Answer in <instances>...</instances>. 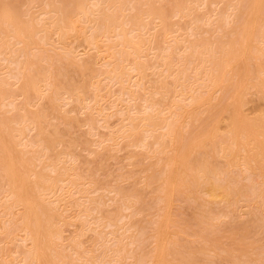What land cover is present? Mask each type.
<instances>
[{
    "label": "bare ground",
    "instance_id": "bare-ground-1",
    "mask_svg": "<svg viewBox=\"0 0 264 264\" xmlns=\"http://www.w3.org/2000/svg\"><path fill=\"white\" fill-rule=\"evenodd\" d=\"M2 1H3L2 2L3 6L0 8V55H2V54L6 55L7 54L8 57L12 58V60L17 61V63L16 62L15 63L18 66V73L15 75L16 79L11 81L8 78L9 76H7V77L3 76V71H2L3 66L0 65V193L3 190H5V191L7 190L8 192H5V193L6 194L8 193V195L6 197L4 194V196L7 199L9 197L12 198V200H10L11 203H9V204L7 203L9 200L6 199L7 202L5 201L1 205L2 201L0 200L1 201L0 205L5 206L4 203H6V205L8 206L7 207L8 209H9V207L11 209L13 207H17V208H19V210L23 206L22 208L25 209V210H23V212L26 215H28V216H24V218L21 217V219L22 218L23 219L22 220L19 219L20 223H18L17 221H14L15 218L11 217L12 211L9 210V212L11 211V215L8 217H10V219L14 222H12V221L10 222L9 218H7L8 219L7 221H9V223L14 224L15 227L13 226V228L15 230L17 229V230H19V232L20 231L25 232V237H24V233L21 232L23 234L22 237H24L23 239H25L24 241H27V239L31 241V243L28 242V244H30V245L27 244L28 246H30L29 248H27L28 250L26 249L23 252V255L25 254V256H24L25 259L22 260V262L19 260L21 264H23L24 262H26V264H40L41 261L43 260L42 258H44V257L41 254V250H40V249L43 250V248H40L39 240L41 238L38 239V234L41 233V235H42L43 232L47 231V235L49 234L48 238L50 237L51 242L55 243L54 245H56L57 239L63 238L62 237V230H63V228H62L63 224L62 223H63V221L61 223L62 225H60V222H61V221H59L60 217L58 218V221H57L58 214H54L53 210H51V209H54V208H51L52 206L49 205L51 203L46 205V203L51 202L52 200L50 201L48 199H45L46 198L45 196L48 194V192H47V194L44 193L45 191H51V192H52V190L55 191L57 188V187L55 188V186H60V185H57V184L55 185V182L53 180L54 178L49 177L50 175L48 176L47 174L42 172L43 170H45L47 168L46 166L52 167L53 168L52 171L57 170L58 167L60 166V165H57L59 161L54 159L56 157L55 155H51V157L55 156L52 158V160H53L52 162H55V161H57V162H55V163L50 162V165H48L49 164L48 163L47 165L45 164L46 166L43 163V165L46 168L43 170L41 169L42 171L40 170V172H35L37 170L36 169V170H33L34 172L29 173L28 171L25 170L26 167H25V169L23 168L24 170L20 171V169H19L20 165H23V163H28V164L33 163L34 159L36 158L34 155L29 156L28 153H30L29 152L30 150L27 148L29 147L30 143L25 142L26 140L25 141L23 140L26 138H23L22 134L25 132V130H29L28 128L38 127L40 129V131H38V132H40V133L37 132L35 134V136H37V137L35 138V140H31V143H33L37 146L40 145V147L43 145V147H45V149H46L45 143H48V145H51V148H52L57 143L56 142L57 138L55 136L60 134L59 133L60 129L57 130L59 127H57L58 124H56V123H58V122H55V124L53 122V124H52V122L50 121L51 125H53V126L56 125V128L52 127L51 129H50L51 125L48 124L50 122H47V124L50 125V127L47 125L48 129H49L48 131H51L53 129L52 131H53L54 137L52 138V136H51V139H49V140L46 139V137L49 136V134H47L48 131H46V134H47V136H46L44 133L45 131H42V130L44 129L43 125L45 124V120H46V118H48L47 116L50 115V114H48L47 110H51V109L55 108L57 106L56 101H58L59 99H62L65 94H69L71 97L76 96L78 100H81L82 93H83V95L85 94L86 97L89 96V98H90L91 92L89 94L87 92L88 90L85 91V88L87 87V85H89V82H87V80L92 79L91 77H93V78L96 77L95 82L91 81L92 82L91 86L95 89L94 96H92L93 94L91 96L94 98H99V96H101V95H99V91L101 90L100 89L101 86L99 87V84L101 82H103V78H109V79L115 80L120 85V91H125L129 95V97L132 98L131 100L141 97V91H139V87L142 90H144V88L146 86V82H151V83H153V86L156 87V90H157L156 93L160 94V97L156 98V94H155V96L153 94L150 95L149 96V104H147L144 108H142V110L139 113H137L138 115L135 114L134 116L131 115L129 117L128 122L125 123L120 128V130L117 131V132L121 133L122 135L117 136V137L121 138L123 136L124 139H126V140H124L122 138L123 141H125V142L127 141V145H131V146H140L142 144L143 146H146V148H147L148 146L150 147V145L152 144V148H153L152 151L154 153V155H152V156L157 158V160L155 162H153V165H157L160 168L157 167V168H159V170L158 171L156 170V172H153L152 174H150V177L152 178L153 181L157 179L155 182H158V180L164 181V183L161 184V186L159 188V190H161L160 192L167 191V189L170 185V181H172L173 176L177 174V172L175 170L176 174H174L172 176V168L171 167L173 165L181 163V165H182L181 167H186L185 169H187L189 171V177L187 174H186L187 175L186 177L183 175L186 178V179L184 178V183H187V181H188L190 186L193 185V187L201 188V189H199L200 193L202 190L204 192H206L209 196H211L210 200L214 199L213 201H216V200L219 201V199H220V200H223V203L226 201V203H224V204H227L228 202H230V199L228 200V198L230 196L232 198V194L234 193V195H235V192L236 193L238 192V188H239L238 185L240 183L238 184V179L235 176L230 175L229 177H226L228 175V172H229V171H227L228 168H225L222 170L221 169L222 163H221V165L220 164L218 165L217 162H214V158L211 159L210 157L206 156L204 150H203L202 156L200 154L202 151H200L199 153L197 152L198 154H196L195 156L192 155L193 154V152H192L191 155L184 157L183 149L191 146L195 142H197L196 145H201V144H204V145L207 144L208 145L207 136H209L210 134L212 135V139H209V140H212L211 142L215 145V147H217L219 149V150L217 149L220 152L219 156L225 160V162H226L225 164H228V166L232 165L233 162L237 161L236 158L239 155L240 144L244 145L243 143H245L249 146L248 149L245 148L247 153L245 156H243L244 157L243 164L245 165V167L248 168V169L246 168L247 171L249 172V170L254 169V165H256L258 162H259V165L261 164V166H262V164H263L262 162H264V145H261L258 141H255L256 139L253 136V132H255L257 135L263 136L262 141L264 142V109L259 114L255 115L251 118L245 116V118L242 120L240 118L239 114H237L238 111L236 109V106L232 103L231 106H229V107H222L221 109H219V112H221V110H222V112L225 111L228 114L227 120L225 123L226 126L225 127L222 126V122L224 123V121L222 120V122H221L220 118H218L216 120V124L214 126H212L214 123L212 122L213 124L211 125L210 120L208 118H203L202 116H203V113L205 111H206V113L204 115H206L208 113V111H210L214 107L209 105L210 102H208L209 103L208 105L213 107V108L210 109L209 106H208V108H204V107L201 108L199 101H201L202 99H201V97L198 96V94L200 92L196 89V85L197 84L203 85L201 87H198V89L199 88L202 89L203 87L210 88L212 86H216V88H217L218 85L221 86V84L225 83L226 86L224 89L222 88V90H221L222 95H221L220 99H228L229 98L230 101H231V99L233 101L235 99V102H236L237 98H241V99L243 98V101L242 100H240V101H241V103L243 102L244 105L246 104V101H247V95L249 94V92L252 89H254L256 92H259L261 94L262 98L264 99V0H93V1L92 0H48L46 2L47 8L40 13V14H45V16H40V14L38 16L34 15V14L30 13V10H28V11L27 10H25V11L21 10L20 5H19L20 0H2ZM34 4H35V2H34ZM90 5H92V6H90ZM175 17H177L178 19L176 18L177 20L176 19L174 20ZM208 23L210 26L207 25ZM176 24H178V25H176ZM87 25H91V27H90L91 30H89L87 35H86V41L88 42V44L91 48L99 49L101 46V43L103 41H104V43H105V41L107 42L105 48H103L105 51L104 55L106 54V57H109V59H107V61H106L107 64L105 63L103 68H100V65L98 67L96 66L98 69L90 66L91 64L93 65V63H91L89 65L85 64L84 62H86V61H84L83 63L80 64L78 61H76L77 58H76V56H74L73 52H71V50H68V53L71 55V57L67 58L65 60H67V62L69 61L70 63H72V65L74 66V70L78 74L79 73L81 75L84 74V77L87 76L88 79L85 77L86 81L84 80L81 83L80 82L81 80L79 81V79L77 78L78 75L74 72L70 73V75L72 74L71 75L72 77L73 76L76 77V75H77V77L72 78L67 73L68 68H67L66 64L64 62H62L61 63V65L63 64L62 67L60 66V67H58V69L57 68L56 69L59 72L58 73L59 75H57V77L58 76L61 77V80L63 79V82L58 83V81H56L54 79L51 80V78H50L51 71L49 73V70L51 67L55 68V65H56V62H54V60H56V58L54 59V56L50 55L47 52L48 48L55 46L51 42V35L53 33H57L59 35L60 39L65 38V37L67 39L69 32L72 31L75 33H79L81 31L82 32L86 31ZM206 25H207V27H206ZM176 26H178V27H176ZM184 35H188L189 37H185ZM253 38H254V41L256 40L259 43H257V44L254 43ZM55 43L57 45V42H55ZM59 45H61V44H59ZM58 49L59 50L61 49L60 46H59V48H57V50ZM63 49H65V48H63ZM59 50H58V52H59ZM178 50H182V51H184V53H180L179 55H177L176 53L178 52ZM65 52H67V51H65ZM95 53L96 52L94 51L93 54H95ZM95 55H97V54H95ZM57 56L59 57V55H57ZM241 57L246 58L245 67L242 65V62L240 61ZM59 58H57V61ZM93 58H94V55H93ZM104 58H105V56H104ZM249 59H250V61H249ZM83 60L84 59H82V61ZM93 60L94 59H91V61H93ZM176 60H177V62H176ZM10 61H11V59H10ZM60 62H61V60H60ZM53 63H54V65H53ZM247 64H248V66H247ZM12 65L13 64L11 63L10 67H12ZM188 65H192V66H188ZM17 66L15 69H17ZM93 66H95V65H93ZM174 66H176L175 70H173ZM157 67H159L160 69L158 70ZM54 68H52V69H54ZM150 69L152 71L153 70L154 71L150 72ZM230 70H231V72H233V74L230 73ZM13 71H14V69H13ZM86 71L88 72V74L90 76L91 75L92 76L89 77V75H86L85 74ZM156 71H159V73H157ZM156 73L159 75L158 78L151 77V75H154ZM191 77H192V79H193V77L195 78L194 80H196L197 84H196V82H194V83L191 82V80H190ZM64 78L66 80H64ZM133 78H135L136 86L138 88V89L134 88L135 90L132 89V87H134V86L129 87V84L125 85V82L127 84L128 79L130 80ZM168 78L170 80H168ZM64 81H65V83L66 82L67 83L63 84ZM135 81H134V83H135ZM244 81L247 82V85L244 88V91H242L243 93H240V90L242 87L240 85L242 82L244 83ZM114 86H116V85H114ZM149 87L148 88L151 90L152 89L151 85ZM89 88L93 90V88H91V87H89ZM203 89H207V88H203ZM196 91H198L199 93H197ZM85 92H87V93H85ZM203 92L200 95H202ZM92 93H93V91H92ZM126 93H125V95H126ZM204 94H206V93H204ZM21 95L24 96L23 98H25V100H24V102L21 101V103L18 104V103H16L15 100H16V98L21 97ZM166 97H171V98L173 97V99L171 100L173 104L171 103L172 106L169 105L168 111H166V107H164V108L158 107V104L160 103V101H162ZM185 98H187L188 100H189V98L191 99V100H189L190 103L187 102L188 103L187 105L190 106V109H191V111H189V113H190L189 115L194 116L193 120H194V122L197 120V124H195V128L192 130L190 138L187 140V142L183 141L186 143L185 144L183 143V145H181V147H179V146H177L178 143H176V140H175L176 139V133L179 130L178 126H177V123H178L177 121H178V119H180L179 117L182 116L187 111V108H189L188 106H185V101L182 100ZM203 98H205V96ZM145 99H148V98L145 97ZM199 99H201V100H199ZM216 100H217V98H216ZM33 101H36L37 103L40 101L41 102L43 101L42 103L41 102L39 103L40 106L37 105L39 108L36 111H34L30 108V107H32L31 104L33 103ZM180 101H183L184 106L187 107L186 109H185V107H183V109H182V107L180 108ZM211 101L214 102L213 98ZM219 101H221V100H219ZM5 102L6 103L8 102L9 103L8 105H10V107L13 105V108H11V110L13 112L11 111V114L9 112L10 110L7 112L10 115H7L5 112V111H7L6 108H4ZM95 102H97V100ZM59 103L60 102L57 103L58 106H60V104H61V103L60 104ZM81 103H82V101H81ZM183 103H182V105H183ZM258 103L260 104V102H258ZM1 104H3L4 107H1L2 106ZM8 105H6V106H8ZM71 105H73V103H71ZM205 105H207V104H205ZM212 105H216V103L212 104ZM58 106H57V109L59 108ZM75 106L77 107V105H75ZM173 106L175 107V109L170 110V107H173ZM218 106L216 105V107H218ZM260 107L258 108V110L261 109ZM3 108L5 109V111H3ZM214 109H217V108H214ZM169 110H170V113L168 114ZM213 110H211V111H213ZM56 112H57V110H56ZM254 112L255 111H253L252 114H254ZM218 113H215V115ZM51 116H53V115H51ZM248 116H250V115L248 114ZM78 117H81V116H78ZM189 117H187V118H189ZM214 117L215 116H213V118ZM216 117H217V115H216ZM92 118H93V113H90V119H89L91 122L90 124L94 123L93 122L94 119H92ZM58 120H56V121H58ZM86 120L88 121V116H87ZM185 121H187V120H185ZM61 122H62V120H61ZM183 125H185V124H183ZM183 125L181 126V128L183 127L186 129V125L185 126H183ZM45 129L47 130L46 127H45ZM161 129H163V131H161ZM52 131H51V133H52ZM60 132H61V130H60ZM99 133H101V132H99ZM116 133H113V134H116ZM3 134L6 136L8 135V137L10 136L9 141H7L5 138H3ZM60 135L62 136L63 133H61ZM118 135H120V134H118ZM179 135H180V133H178L177 138ZM109 136H110V138L115 137V136L111 137V136H113V135H111V133H109ZM202 136H205L206 139L202 140V138H201ZM32 137H33V135H32ZM63 137H65V135ZM110 138L107 137V139H110ZM185 139H187V138H185ZM185 139L183 138L182 140H185ZM67 140H68V138H67ZM112 140L110 139L109 142H111ZM90 141H91V139H90ZM105 141H102L101 143L103 144V143H105ZM120 141L118 140L119 144H120ZM204 141L207 143H204ZM64 144H65V142H64ZM89 144H91V142ZM10 145H12L13 147H16L17 149L20 150V152H21L20 154H22L20 159L16 158L13 155L11 148H10ZM61 145H62V143H61ZM65 145H62V146H64V148H65ZM142 145L140 147H142ZM62 146H60V147H62ZM72 146H74V144H72ZM43 147L40 151H44ZM48 147L50 148V146H48ZM48 147H47V149H48ZM66 147H67V145H66ZM90 147L91 146H89V148ZM173 147L176 150L175 152H177V150L179 149L178 150L179 157H176L175 155H173V153H172ZM201 147H202V145H201ZM16 148H14V149H16ZM91 148H93V147H91ZM121 148H123V147H121ZM142 148H145V147H142ZM198 148H199V146H198ZM50 150H51V152H53V149H49V151ZM217 150H215V151H217ZM40 151H38V153ZM46 151H48V150H46ZM54 153L57 154L56 151ZM61 153H62V151H61ZM218 153L216 155H218ZM58 154H60V152ZM114 154L116 155V153H114ZM35 155L37 156V154H35ZM207 155H209V153ZM43 156H45V154ZM46 157H48V158H46ZM46 157H45V159H49L50 155L48 154V156H46ZM139 159H141V158L139 157L138 160ZM38 160H40L39 161V163H40V162H43L44 158L42 160L39 157V159H37V161ZM141 161L140 162L138 161V162L141 163ZM60 162H61V160H60ZM134 162H137V160ZM39 163L36 164V168H37V165H39ZM63 164H65V163H63ZM67 164H69V163H67ZM236 164H237V162H236ZM236 164H234V165H236ZM243 164H241V167H243ZM164 165H166V167ZM223 165H224V163H223ZM234 165H232V166H234ZM237 165L239 166V164H237ZM32 166H34V165H32ZM69 166H71V164ZM69 166H68V168H69ZM78 166H76V168H79ZM224 167H225V165H224ZM224 167H222V168H224ZM31 168H29V169H31ZM38 168H40V167H38ZM71 168L74 169L75 166L71 167ZM239 168L236 169V170H238V172H239ZM48 169L51 171L50 168H47V171H48ZM62 169H64V168H62ZM131 171H133V170H130V173H131ZM134 171H135V173L138 172V171L136 172V169ZM232 171H233V169H232ZM256 171H258L257 168H256ZM184 172H186V170ZM258 172H261V171H258ZM53 173H55V172H53ZM64 173L66 174V172L63 171V174ZM249 173L252 175L251 172H249ZM244 174H246V173L244 172ZM60 175L61 174H59V175L57 174V176L59 178H60ZM70 175H71V173H70ZM133 175H135V174L133 173ZM251 175H248V176L244 175V176H245V178L247 177L246 180H248V179L252 180V177L249 178ZM76 177H77V175L75 176V178ZM87 177H88V175H87ZM31 178H33V180L36 181L37 185L36 186L34 185L35 187H37L36 189H38L39 191H43L42 193L45 194V196H44L42 193H40V194H42V197L43 196L45 197L44 201L48 200V202H46V203L44 202L45 203L44 205L41 204L44 207V208H42L40 206L41 210L42 209L43 210L44 209L49 210V211L51 210V212L46 213V212H43V210L41 211L38 207H35V205L37 203H35V205H34V202H36V201H34L32 203L30 200H27L23 196V194H25L26 190L24 191L25 186H22V185L29 184L26 182ZM67 178H69V177H67ZM175 178H173V179H175ZM179 178H181V177H179ZM253 179L255 180V178H253ZM66 180H61V182L66 181ZM56 181H57V177H56ZM58 181H60V180H58ZM71 181H73V179ZM135 181H134L135 182L134 186L136 185L137 181H140V180L136 179ZM180 181L182 182L183 180L180 179ZM68 182H70V180ZM151 182L148 180V183H151ZM172 182L174 185L175 181L173 180ZM242 182H243V180H242ZM67 183H65V185ZM71 183H69V184H71ZM262 183H261V185H262ZM181 184L182 183H180V185ZM30 185H32L31 182H30ZM30 185H29V187H33ZM80 185H81V183H80ZM120 185H122V184H120ZM125 185H124V187H125ZM148 185H150V184H148ZM182 185L184 186V184H182ZM75 186H76V184H75ZM246 186L247 185H245V187ZM250 186H251L250 187L251 189L248 187V191H246V193L249 192L248 193L249 195H250V193H251V195L253 194V197H256L254 195L257 194L260 196V198H262V201H263L264 200V188H262V187L257 188V186L254 187L255 185L253 186L252 184ZM119 187L120 186L118 185V188ZM143 187H144V185H143ZM173 187H175V186H173ZM60 188L63 190V186ZM121 188L122 187H120V189L117 190L119 193L123 192V191H121ZM183 188H184V190H186L185 188H187V187L184 186ZM32 189H34V187ZM134 189H135V191L132 190L130 186H129V188H127V186H126V190L123 189V190H125V193L123 195H125V197L130 195L129 197L131 198V200L134 198L139 199L140 195L138 194V189L136 190V187ZM173 189H171V190H173ZM243 189L241 188L240 191L243 192ZM188 190H190V189H188ZM128 191H131V192H128ZM32 192H34V190ZM51 192L49 194L52 196V193L54 194L55 192H52V193ZM143 192L140 194L143 195ZM152 192H153V190H152ZM27 193H26V196H28V194L31 192H29L28 194ZM203 193H201V194H203ZM206 193H204L203 195L206 196ZM40 194L39 195L37 194V196L40 197L41 196ZM57 194L56 195L54 194L55 196L53 195L54 200H57V198H59L58 197L59 195L57 196ZM147 194L148 193L146 190V193L144 195L146 196ZM248 194H247V196H248ZM62 195H63V193L61 194V196ZM72 195H74V194H72ZM72 195H70V196H72ZM243 195H241V198H244ZM56 196H57V198L55 199ZM42 197H41V199H43ZM68 197H69V195H68ZM249 197H251L250 200H252V201L255 200V198L252 199V196H248V199H249ZM86 198H87V200L90 199L89 196H87ZM161 198H163V197H161ZM120 199L122 200V197ZM135 199H134V201H135ZM156 199H158V198H156ZM167 199H169V198H167ZM54 200L52 202H54V204L57 205L60 201L65 202L67 199L65 198L64 200L63 199H61L59 201L57 200L58 203H55L57 201H54ZM158 200L161 201L160 199H158ZM158 200L155 203H158ZM243 200H246V199H243ZM250 200H248V201H250ZM258 200L260 201V203L258 201H256V202L261 204V200L259 199V197H258ZM77 201L79 202L78 199H77ZM126 201L130 202V200H128V198ZM205 201L208 202L207 200H205ZM239 201H240V199H239ZM248 201H247V203H249ZM41 202H42V200H41ZM135 202H137V201H135ZM170 202H171V200H170ZM134 203H131V205H133ZM152 203H154V202L152 201ZM193 203H196L197 206L200 205V203H198L197 201H195ZM217 203H215V204L217 205ZM54 204H53V206H54ZM124 204H126V203H124ZM148 204H149V202H148ZM209 204H210V202L208 203V205ZM228 204L231 205V203H228ZM74 205H76V204H74ZM203 205L204 204H202L200 206L203 207ZM208 205H206L207 208H208ZM248 205H250V204H248ZM257 205L258 204H256V206ZM124 206L126 208H130V207H127V205H124ZM168 206L169 205H167V207ZM142 207H144V205ZM150 207H147V208L149 209ZM210 207H209V209H210ZM258 207L259 206L254 207V208H257V214H255V215H257L256 216L257 219H260L261 217L259 216V214L261 212L258 214V212H259ZM261 207H262V204H261ZM263 207H264V205H263ZM17 208H14V209H17ZM262 208H260L259 210H261ZM4 209L6 210V208H4ZM59 209L60 208H56L57 211ZM205 209H206V207H205ZM56 210H55V213H57ZM140 210L143 211L142 209H140ZM197 210H198V208H197ZM16 211L17 210H15V212ZM20 211H22V210H20ZM206 211H207V209H206ZM206 211H204V212H206ZM261 211H264V210H261ZM15 212L13 214L14 216L16 215ZM64 212H66V211H64ZM218 212H217V214H218ZM0 214H2V212ZM211 214H213V212ZM8 215H9V213H8ZM56 215H57V217H56ZM62 215L60 214L61 217H63ZM205 215H207V217H209L208 215H210V214L206 213ZM219 215H221V214H219ZM64 216H65V214H64ZM5 217H3V218L6 219ZM186 217H184V218H186ZM187 218H189V217H187ZM209 218L211 219L212 216ZM263 218H262V220H260L259 224H257V221H255V219L253 220L256 222L257 227L261 228L262 230H264ZM111 221H113V220H111ZM200 221H203V220H200ZM253 221H252V223H253ZM148 222L149 221H147L146 226L150 225V224H152V225L155 224L156 226H161L159 222H156V223H148ZM5 223L7 224L8 222H5ZM209 223H211V222H209ZM221 223H223V222H221ZM108 224H110V223H108ZM111 225H114V224H111ZM132 225L136 226L135 224H132ZM155 225L153 227H156ZM208 225L210 227V228L209 227L208 228L212 229L211 227L213 225L212 224H208ZM210 225H212V226H210ZM251 225H253V224H251ZM251 225H250V227H251ZM223 226L225 227V225H221V227H223ZM6 227H8V226H6ZM11 227L12 226H10V228L8 227L10 230L6 231L7 233H9L8 236L11 235V232L13 231V228L11 229ZM147 227H150V226H147ZM205 228H207L206 225H205ZM149 229H146V230L149 231ZM141 230H143V229H141ZM19 232L16 234H20ZM145 233H147V232L144 231L141 234V236L138 233L139 235L137 234L138 236H136L137 240L143 239L141 237L143 236V234L145 236ZM0 234H2V233H0ZM3 234H4V232H3ZM15 236L13 235L14 239L16 237H18L19 235L16 237ZM138 237H140V238H138ZM5 238L7 239L8 237H5ZM132 239L133 238H131V240L128 241L129 246H130V243L132 242ZM254 239H256V238L254 237ZM256 240H258V238ZM259 240L262 241V239H259ZM2 241H4V239H2L1 242ZM63 241H65V240H63ZM122 241H124V240H122ZM16 242L18 243L19 241H16ZM16 242H15V244L17 245ZM135 242H136V240H135ZM138 242H139L138 246L139 247L141 246V248H142L144 243H141L140 241H138ZM142 242H144V240ZM79 243H80V241L78 242V244ZM115 243H117V242H115ZM140 243L142 245H140ZM163 243H165V242H163ZM15 244H14V246H15ZM57 244H59V243H57ZM72 244H73V242H72ZM175 244L176 245L178 244V246H179L180 243L175 242ZM18 245L20 246V243ZM54 245H52V246L50 245L52 247V249H51L52 251H50V249H49L50 252L48 254L52 253L54 250L53 256L58 258V261L61 260V262H63L62 261V259L64 258L63 252L66 253V251H68L69 249H65V250L63 249V252H62V250L60 249L62 247L61 244H60L61 246H59V248L58 247L55 248ZM80 245L82 246V244H80ZM131 245H133V244H131ZM50 246H49V244H45L42 247L49 248ZM138 246H136V248H134V250L137 249ZM163 246H164V244L162 245V248H163ZM182 246H184V245H182ZM182 246L180 247L181 250L180 249L176 250V248H174L176 250L175 253L174 252H171V253L172 254L174 253L175 255H172L169 252L171 254V256H177L178 259L184 260L186 264H198L201 261V260L200 261L198 260L199 262L197 261V259H199L198 255H197V259H196V254L197 253L199 254V251H200L198 248L197 249L199 251L195 249L198 252L194 255V253H192V252H188V251L183 252ZM21 247H22V245H21ZM23 247H25V246H23ZM68 247L69 246H67V248ZM115 247H116V245H115ZM173 247L174 246L172 245L171 248L173 249ZM186 247H188L187 243H186ZM190 247L191 246H189V248ZM19 248L17 246V249H16L17 252L19 251ZM25 248H23V250ZM141 248H138V249H141ZM0 249L2 252L3 248L0 247ZM183 249L185 250V248H183ZM8 250H10V249H8ZM72 250H74V249L71 248V251ZM124 250H125V248H124ZM124 250L121 247V249H119L118 251L123 252ZM134 250H133V252H135V253L138 251V250L137 251H134ZM192 250H194V249L192 248ZM205 250L206 249H204V252H205ZM20 251H21V249H20ZM130 251H131V249H130ZM9 252H11V251H9ZM86 252H89V251H86ZM121 252H120V254H121ZM129 252H127V253H129ZM94 253L96 254L95 251L93 252V254ZM107 253H106V255H107ZM147 253H148L147 251L144 253L140 252V255L143 254L142 256H144V254H145L147 257L149 255V258H151L150 256H152L153 252H150V254L148 253V255H147ZM201 253H203V252H201ZM263 253H262V255H264ZM6 254H7V252H6ZM18 254L19 253L15 254V255L17 256ZM43 254H44V252H43ZM45 254H46V252H45ZM73 254H75V252ZM76 254H78V253H76ZM117 254L118 253H116L115 255H117ZM129 254H131V252ZM70 255H68V258ZM106 255L104 257H106ZM259 255H261V254H259ZM97 256H100V254H96V257ZM117 256H119V255H117ZM142 256H139L141 258H138L137 262L139 264H146L145 261L147 259L142 258ZM146 256H144V257H146ZM50 257H52V256H50ZM70 257H72V256H70ZM133 257H134V255H133ZM235 257L237 258V256H235ZM235 257H233L234 261L231 262L232 264H240V262L241 263L245 262V264H248L249 263L248 261H250L248 259L246 261L241 260L240 262H237V259ZM126 258L128 259L129 257H126ZM72 259H73V257H72ZM75 259H77V258H75ZM104 259H106V258H104ZM45 260H47V259L45 258ZM98 260H96V263L98 262ZM115 260H113V261H115ZM10 261L15 263V260L14 261L10 260ZM81 261H82V259H81ZM120 261H122V260H120ZM44 262H46V261H44ZM68 262L69 263L71 262L70 264H72V261L69 260ZM100 262H101V260H100ZM106 262H107V260H106ZM116 262L118 263V261H116ZM155 262L156 261H154V263ZM208 262H210V261H208ZM14 263H12V264H14ZM51 263L53 264L54 262H51ZM120 263L122 264V262H120ZM47 264H50V263H47ZM55 264H57V263H55ZM65 264H66V262H65ZM84 264H88V263H86V261H85ZM101 264H102V262H101ZM148 264H149V262H148ZM216 264H218V263H216ZM250 264H251V262H250Z\"/></svg>",
    "mask_w": 264,
    "mask_h": 264
},
{
    "label": "rangeland",
    "instance_id": "rangeland-1",
    "mask_svg": "<svg viewBox=\"0 0 264 264\" xmlns=\"http://www.w3.org/2000/svg\"><path fill=\"white\" fill-rule=\"evenodd\" d=\"M47 1L48 0H20L19 5H20L21 10H23V11L30 10V13L38 16L42 11H44L47 8V5H46ZM2 2L3 1L0 0V8L3 6ZM34 2H35V4H34ZM90 6H92V5H90ZM40 16H45V14H40ZM176 18L177 17H175L174 20ZM176 25H178V24H176ZM207 25L210 26L209 23ZM207 25H206V27H207ZM90 27H91V25H87L86 31H83V32L81 31L79 33H75L72 31L69 32L67 39H66V37L60 39V37L57 33H53L51 35V42L55 46L48 48L47 52L50 55L54 56V59L56 58V60H54V62H56L55 68L51 67L49 70V73L51 71V73H50L51 80L54 79V80L58 81V83L63 82V79L61 80V77H59V76L57 77V75H59L58 74L59 72L57 69L60 66L62 67V65H63V64L61 65L62 62H64L67 66V68H68L67 73L69 76L72 75V74L70 75V73H72V72L76 73L78 75V77L76 74L75 75L79 79V81L81 80L80 81L81 83L87 78V76H85L86 78L84 77V74L83 75H81L80 73L78 74L74 70V66L72 65V63H70L69 61L67 62V60H65V59L71 57V55L68 53V50H71V52H73L74 56H76V58H77V59L75 58L76 61H78L80 64L83 63L84 61H86L84 63L88 64V65L93 63V65H95V66H93L92 64L90 66H92L94 68H97L99 65H100V68H103L107 59H109V57H106V54L104 55L105 51L103 49V48H105L107 42L105 41V43H104V41H103L101 43L102 47L100 46V48H99L100 50L97 48H91L89 46L88 42L86 41V35H87L88 31L91 30ZM176 27H178V26H176ZM184 36L189 37L188 35H184ZM55 42H57V45ZM253 42L256 44L259 43L256 40L254 41V38H253ZM59 44H61V45H59ZM59 46L61 48L60 49L61 51L58 49L59 50V52H58L57 48H59ZM63 48H65V49H63ZM65 51H67V52H65ZM94 51L96 52L95 54H97V55L93 54ZM180 53H184V51L178 50V52L176 54L179 55ZM57 55H59L60 58ZM93 55H94V58H93ZM104 56H105V58H104ZM57 58H59L58 61H57ZM10 59H11V61H10ZM82 59H84V60L82 61ZM91 59H94V60L91 61ZM60 60H61V62H60ZM240 61L242 62V65L245 67L246 58L241 57ZM249 61H250V59H249ZM15 62L17 63V61L12 60L11 57H8L7 54L6 55L5 54L0 55V65L3 66L2 67L3 76L4 77L9 76L8 78L11 81L16 79L15 75L18 73V66L16 65ZM176 62H177V60H176ZM11 63L13 64L12 67H10ZM53 65H54V63H53ZM16 66H17V69H15ZM188 66H192V65H188ZM247 66H248V64H247ZM52 68H54V69H52ZM175 68H176V66H174L173 70H175ZM13 69H14V71H13ZM157 69L159 70L160 68L157 67ZM153 71L150 69V72H153ZM86 72H85V74L89 75L88 72L87 73ZM156 72L159 73V71H156ZM157 73L154 75H151V77L158 78L159 75ZM230 73L233 74V72H231V70H230ZM91 76L89 75V77H91ZM73 77H75V76H73ZM91 78L92 79L87 80V82H89V85H87V87L85 88V91L88 90L87 92L89 94L91 92L90 98L88 96L89 94L87 95L88 97H86L85 94L83 95V93H82L81 100H78L76 96L71 97L69 94H65L62 99H59L58 101H56L57 103L58 102L61 103V104L59 103L60 106H58V104L56 103V105L59 107L58 109L56 106L55 108H53L51 110H47L48 114H50L49 115L50 117L49 116H47V117L50 120L48 118H46L45 124L44 125L42 124L44 126L43 127L44 129L42 131H45L44 133L46 136H47V134H49V136H50V137L47 136L46 139L49 140V139H51V136H52V138L54 137L53 131H52L53 129L51 130L52 133H51V131H48L49 130L48 126L50 127L51 122H52V124H53V122H54V124H55V122H58V123H56V124H58L57 127H59L57 130L60 129L61 132L59 130V133L60 134L63 133L62 136L60 134H58L59 136L58 135L55 136L57 138V141H56L57 143L54 146L52 145L53 146L52 148H51V145H48V143H45L46 149H45V147H43V145L40 147V145L37 146V145L31 143V140H35V138L37 137V136H35V134L38 131H40V129L38 127L28 128L29 130H25V132H24L25 134L24 133L22 134L23 138H26L23 140L24 141L26 140L25 142L30 143L29 147L27 148L30 150L29 151L30 153H28L29 156L34 155L37 159H39V157H40L42 160L44 158V160H43V162L39 163L40 160L37 161V159L35 158L34 159L35 163L34 162L29 163V164L23 163V165L19 166L20 171L24 170L25 167H26L25 170L28 171L29 173L34 172L33 170H36V169L37 170L35 172H40L41 169L43 170L46 167L50 168L52 171L53 168L46 166V165L48 163H49L48 165H50V162L53 161L52 158L55 156L56 157L54 159L59 161L57 165H60L62 168H64V169H62L59 166L57 170H54L52 172L49 169L47 171V168L45 170H43V171L41 170V171L44 172L45 174H47L48 176L50 175L49 177L54 178L53 180L55 182V185L56 184L60 185V186H55V188L56 187L57 188L55 191L52 190V192H55L54 193L55 195L58 193L57 196L59 195L58 197L60 199L57 198V196L55 197V199L57 198L58 201L61 199L64 200L66 198L67 200L65 202L60 201L58 203L57 200H54V198H53L54 194L51 191H45L44 192L45 194H47V192H48V194H47L48 196L47 195L45 196V194L42 193L43 191H39L38 189H36L37 187H35V186L37 184H36V181L33 180V178H34L33 176H32L33 178L28 180L29 182L28 181L26 182L29 184L22 185V186H25L24 191L26 190L28 193L31 192L28 194L25 191V194H23V196L27 200H30L32 203L34 201H36V202H34V205H35V203H37L35 205V207H38L41 210V207L44 208L43 205L46 202H48V200H50V201L54 200V201H57L55 203H58L57 204L58 206L55 205L54 202H52V201L46 203V205L51 203L52 205L49 204L50 206H52L51 208H54L55 210H56V208L61 209V210L59 209L60 211L56 210L57 213H55L54 209H51V210H53L54 214H58V217L56 215L57 221H58V218L60 217L59 218V221H61L60 225H62V224L64 225V226L62 225V228H63L62 237L63 238L61 237L62 239H57V243H59V244L56 243V245H54L55 243L51 242L50 237L48 238L49 234L47 235V231L43 232L42 235H41V233L38 234V239L41 238L39 240L40 248H43V250L40 249L41 254L44 257V258H42L43 260L41 261L40 264H47V263L52 264L51 262H54L53 264H55V263L65 264V262H66V264H70L71 262L69 263L68 262L69 260L72 261V264H74L75 262H76L75 264H81L83 261L84 262L82 264H84L85 261L88 264H101V262H102V264H121L120 262H122V264H125V263L126 264H136V263L139 264L137 262L138 258H141L139 256L143 255V254L140 255V252L144 253L146 251L149 254H150V252H153L152 256H150L151 258H149L148 253H147L148 257L145 255L146 253L144 254V256H146V257L142 256V258L147 259V260L145 259L146 264H148V262H149V264H169V263L170 264H172V263L173 264H186L184 260L178 259L177 256H171V254H172L171 252L175 253L176 250H179V249L181 250L180 247L182 245H184V246H182L183 252L188 251V252L194 253V255H195L200 250L199 254L198 253L196 254V259H197V255L199 258V259H197V261L201 260L200 262L198 261L199 262L198 264H216V263H218V264H221V263L222 264L223 263L224 264H232L231 262L234 261L233 257H235V256H237V258L235 257L237 259V262H240L241 260L246 261L249 259L250 261H248L249 262L248 264H250V262H251V264H264V255H262V253L264 252V230L257 227L256 222H255V221H257V224H259L260 220H262V218L264 217V211H261V210H264V207H263L264 200L262 201V198H260V196L257 194L254 195L257 197L256 198V197H253V194L251 195V193H250V195H249L248 194L249 192L246 193V191H248V187L249 188L251 187L250 186L251 184L253 186L255 185L254 187L257 186V188H259V187L264 188V166H263L264 162H262L263 163L262 166H261V164L259 165V162L257 163L259 166L257 164L254 165V169L249 170V172L252 173V175H251L247 171L248 168L245 167V165L243 164V161H244L243 156H245L247 153L245 148H247V149L249 148V146L247 144L243 143L244 145L240 144L239 155L236 158L237 161L232 163V165H234L237 162V164H239V166L237 164L234 166H232V165L228 166V164H225L226 163L225 160L219 156V154H220V152L218 151L219 149L217 147H215V145L211 142L212 140H209V139H212V135L210 134L209 136H207L208 145L207 144H205V145L201 144L202 145V147H201V145H196L197 142H195L191 146L183 149L184 157L191 155L192 152H193L192 155L195 156L200 151H202L200 153L202 156L203 150H204L206 156L210 157L211 159L214 158V162H217L218 165L219 164L221 165V163H222V165H221L222 170L225 168H228L227 171H229V172H228V175L226 177H229L230 175L235 176L238 179V184L240 183L238 185V187H239L238 192H237L238 194L235 192L236 196L233 193L232 198H231V196L228 198V200L230 199V202H228V201L227 202L231 203V205L228 203L224 204V203H226L225 200H224L225 201L224 203H223V200H220V199H219L220 202L216 200L218 203L216 201H213L214 199L210 200L211 196H209L206 192H204L202 190L204 193H206V196L203 195L204 193L202 191H201V193H203V194L200 193L199 189H201V188L193 187V185L190 186L188 181H187V183H184V178L187 175L189 177V171L187 169H185L186 167H181L182 166L181 163H178V164L173 165L171 167L172 168V176L174 174H176V172H177V174L174 175L173 178H175L176 176L178 177V178L176 177L175 179L172 178V181L173 180L175 181L174 185H173V182L170 181V185H169L167 191L160 192L161 190H159V188H160L161 184L164 183V181L158 180V182H155L157 179L153 181L152 178L150 177V174H152L153 172H156V170L158 171L160 168L157 165H153V162H155L157 160V158L152 156V155H154V153L152 151L153 150L152 144L150 145V147L149 146L147 147L148 149L146 148V146H143L142 144H141L142 147H145V148L140 147L141 145L140 146H131V145H127V141L126 142L123 141V139H124L123 136L121 138L117 137V136L122 135L121 133H119L117 131L120 130V128L125 123L128 122L129 117L131 115L134 116L135 114L139 113L142 110V108H144L147 104H149V96L150 95L153 94L155 96V94H156V98L160 97V94L156 93V91H157L156 87L153 86V83L146 82V86H145L144 90H142L139 87V91H141V97L131 100L132 98L129 97V95L125 91H120V85L115 80H112L109 78H103V82L100 83L101 85L99 84V87L101 86V88H100L101 90L99 89L100 90L99 95H101V96H99V98H94L92 96H94V94H95V92H94L95 89L91 86V84H92V82L96 81V77H94V78L91 77ZM194 79H195L194 77H193V79H192V77L190 78L192 83L196 82V80H194ZM64 80H66V79L64 78ZM168 80H170V79L168 78ZM134 81H135V78L130 79V80L128 79L127 84L125 82V85L129 84V87L134 86V87H132V89H134V88L138 89L136 86V81H135V83H134ZM66 83L64 81L63 84H66ZM196 84H197V82H196ZM114 85H116V86H114ZM150 85L152 88L151 90L149 89ZM197 85H196V89L200 93L198 91H196V92L199 93L198 96L201 97V99H202V100L199 99V100H201V101H199L201 108H203V107L208 108L209 105L213 106L214 108H217V109H214L213 107L209 106L210 109L213 108L214 110L211 109L213 111L210 110L211 112L208 111V113L206 115H204L206 113V111H205L203 113V116H202L203 118H208L210 120L211 125L214 123L212 126H214L216 124V120L218 118L221 119V122H222V120L224 121V123L222 122V126L223 127L226 126L225 123H226L228 114L225 111L222 112V110H221V112H219V109H221L222 107H229V106H231L232 103L236 106V109L238 111L237 114H239V116L242 120L245 118V116L251 118V117L259 114L264 109V105H263L264 99L262 98L261 94L259 92H256L254 89H252L249 92V94L247 95V101H246V104L244 105V103L243 102L241 103V101H240V100L243 101V98L242 99L237 98L236 102H235V99H234V101L232 99L230 101L229 98L228 99H220V97L222 95L221 90H222V88L224 89L226 86L225 83L221 84V86L218 85L217 88H216V86H212L210 88L203 87V88H207V89H203V88L198 89V87H201L203 85H200V84H197ZM246 85H247L246 81H244V83L243 82L241 83L240 86H242V87H241L240 93H243L242 91H244V88L246 87ZM89 87L93 88V90L90 89ZM146 87L147 88L149 87V88L147 89ZM92 91H93V93H92ZM201 91L202 92L204 91L203 94L204 93H206V94L200 95L202 93ZM87 92H85V93H87ZM125 93H126V95H125ZM204 96H205V98H203ZM23 97L24 96L21 95V97L16 98V100H15L16 103L19 104V103H21V101L24 102L25 98H23ZM145 97H147L148 99H145ZM212 98H213L214 102L211 101ZM216 98H217V100H216ZM172 99H173V97L172 98L166 97L165 99L160 101V103L158 104V107L159 108L160 107H162V108L166 107V111H168L169 105L172 106V104H173L171 101ZM96 100H97V102H95ZM182 100L185 101V106H188L187 102L190 103L189 100H191V99L189 98V100H188L187 98H185ZM219 100H221V101H219ZM81 101H82V103H81ZM40 102L37 103L36 101H33V103L31 104L32 107H30V108L32 110L36 111L39 108L37 105H39ZM208 102H210V104ZM258 102H260V104L262 102L263 103L260 105ZM71 103H73V105H71ZM182 103H183V101H180V108L182 107V109H183V107H185V106H184V103H183V105H182ZM204 103L207 105H205ZM215 103L217 106L219 105L218 106L219 108L216 107V105H212ZM8 104H9L8 102L7 103L5 102V104H4L5 107L3 106V104H1L2 105L1 107L6 108L7 111H5L4 108H3V111H5L7 115H10L11 111H12L11 108H13V105L11 104L12 106L10 107V105H8ZM74 104L77 105V107ZM6 105H8V106H6ZM188 107L189 108L185 107V109L187 108V111L182 116H180L179 117L180 119H178V121H177L178 122L177 126H178L179 130L176 133V139L175 140H176V143H178L177 146H179V147H181V145H183V143L185 144L187 142V140L190 138L192 130L195 128V124H197V120L195 119L196 120L195 122L193 120L194 116L191 115L192 116L191 117L189 115L190 114L189 111H191V109H190V106H188ZM259 107L261 108V109H259L260 111L258 110ZM173 109H175L174 106L170 107V110H173ZM56 110H57V112H56ZM170 110H169L168 114L170 113ZM8 111L10 112V114L7 113ZM253 111H255L254 114H252ZM90 113H93L92 119H94V121H93L94 123H92V124H90L91 122L89 120L90 119ZM215 113H218V114H216L217 117H216ZM248 114L250 116H248ZM51 115H53V116H51ZM78 116H81V117H78ZM87 116H88V121L86 120ZM213 116H215V117L213 118ZM187 117H189V118H187ZM58 119L59 120L61 119L62 122H61V120L59 121ZM56 120H58V121H56ZM185 120H187L188 122ZM47 122H50V123H48L50 125H48ZM183 124L186 125V129L183 127L181 128V126ZM185 125H183V126H185ZM45 127L47 128V130L45 129ZM52 127L56 128V125L55 126L51 125L50 129ZM180 129L181 130L183 129V130L181 131ZM102 130L103 131L105 130V131L103 132ZM46 131H48L47 134H46ZM161 131H163V129H161ZM99 132H101V133H99ZM38 133H40V132H38ZM109 133H111V135H113L111 137H114V136L115 137L110 138ZM113 133H116V134H113ZM178 133H180V135L177 138ZM118 134H120V135H118ZM32 135H33V137H32ZM64 135H65V137H63ZM253 136L256 139L255 141H258L261 145H264V142L262 141L263 136L257 135L255 132H253ZM107 137L110 138L111 140L113 139L114 141L112 140L111 142H109L110 139H107ZM3 138H5L7 141H9L10 136L8 137V135L6 136L3 134ZM67 138H68V140H67ZM183 138L184 139L187 138V139L182 140ZM201 138H202V140L206 139L205 136H202ZM90 139H91V141H90ZM88 140L91 142V144H89L90 142ZM118 140L119 141L121 140L120 144H119ZM124 140H126V139H124ZM102 141H105V143L102 144L101 143ZM183 141H186V142H183ZM64 142L67 145V147L64 144ZM207 142L204 141V143H207ZM61 143H62V145H65V148H64V146L61 145ZM71 143L74 144V146H72ZM88 145L93 147V148H91V147L89 148ZM48 146H50V148ZM60 146H62V147H60ZM198 146H199V148H198ZM42 147L44 148V151H40L42 149ZM47 147H48V149H47ZM121 147H123V148H121ZM10 148H11L13 155L16 158L20 159L22 156V154H20L21 153L20 150L17 149L16 147H13L12 145H10ZM14 148H16V149H14ZM49 149H53V152H51V150L49 151ZM46 150H48V151H46ZM178 150H177V152H175L176 150L173 147L172 153L176 157H179ZM215 150H217L219 153ZM38 151H40V152L38 153ZM55 151L57 154L54 153ZM61 151H62V153H61ZM59 152H60V154H58ZM216 152L218 153V155H216L217 154ZM114 153H116V155ZM208 153H209V155H207ZM35 154H37V156ZM44 154H45V156H43ZM48 154L50 155V157H49L50 160L45 159V157L48 156ZM51 155H55V156L51 157ZM139 157L141 159L138 160ZM46 158H48V157H46ZM60 160H61V162H60ZM136 160H137V162H134ZM57 161H55V162H57ZM138 161L139 162L141 161V163H139ZM55 162H52V163H55ZM37 163H39V165H37V168H36ZM43 163H44V165L46 164L45 165L46 167L43 165ZM63 163H65V164H63ZM67 163H69V164H67ZM223 163H224L225 167H224ZM70 164H71V166H69ZM241 164H243V167H241ZM32 165H34V166H32ZM67 165L69 166L70 169L68 168ZM74 166H75V168L72 169L71 167H74ZM76 166H78L79 168H76ZM164 166L166 167V165H164ZM38 167H40V168H38ZM157 167H159V168H157ZM222 167H224V168H222ZM29 168H31V169H29ZM237 168H239L240 173L238 172V170H236ZM256 168L258 171H261V172L256 171ZM135 169H136V172L138 171L137 173H135V171H134ZM232 169H233V171H232ZM130 170H133V171H131V173H130ZM175 170H176V172H175ZM185 170H186V172H184ZM63 171L66 172V174L65 173L63 174ZM53 172H55V173H53ZM244 172L246 174H244ZM70 173H71V175H70ZM74 173L75 174L77 173L76 178H75L76 175ZM133 173L135 175H133ZM57 174L58 175L61 174L60 178L57 176ZM87 175H88V177H87ZM244 175H247V176L251 175L249 178L252 177V180L251 179L250 180L248 179L249 181L246 180L247 177L245 178ZM56 177H57V181H56ZM67 177H69V178L71 177V178L69 179ZM179 177H181V178H179ZM253 178H255V180ZM66 179L68 181L70 180V182H68ZM72 179H73V181H71ZM136 179L140 180V181H137L136 185L134 186ZM180 179L183 181L181 182ZM58 180H60V181H58ZM61 180H66L68 183L66 181L61 182ZM148 180L150 182L152 181L151 182L152 184L148 183ZM242 180H243V182H242ZM30 182L32 185H30ZM79 182L81 183V185ZM65 183H67V184L65 185ZM69 183H71V184H69ZM147 183L150 185H148ZM180 183L184 184V186L190 190H188L187 188H185L187 191L184 190V188H183L184 186L182 184L180 185ZM261 183L263 186L261 185ZM75 184H76V186H75ZM120 184H122V185H120ZM29 185L33 186L34 189H32L33 187H29ZM118 185L125 190H126V186H127V188H129V186H130L131 189L134 191H135L134 188L136 187V190L138 189V194L140 195L139 199L134 198L135 201H137V202H135L134 199L131 200V198L129 197L130 195L126 196L128 198V200H130V202L126 201L127 198L125 197V195H123L125 193V190H123L121 188V191H123V192L119 193L117 191L118 189H120V187L118 188ZM124 185H125V187H124ZM143 185H144V187H143ZM245 185H247V186L245 187ZM62 186H63V190L60 188ZM173 186H175V187H173ZM241 188L242 189L244 188L243 192L240 191ZM145 189L147 190V193H148L146 196L144 195L146 193ZM171 189H173V190H171ZM33 190H34V192H32ZM152 190H153V192H152ZM131 191H128V192H131ZM5 192H8V191L3 190L1 192L3 195L0 193V198H1L0 200L2 201L1 205L5 201L7 202V200H9V201L12 200V198H10L9 196H8L9 197L8 199L6 198L8 193L6 194ZM50 192L52 193V196L49 194ZM142 192H143V195L140 194ZM26 193L28 194V196H26ZM40 193H42L46 198L44 196L42 197V194H40ZM62 193H63V195H62L63 197L61 196ZM4 194L6 197L4 196ZM37 194L38 195L40 194L41 196L38 197ZM72 194H74V195H72ZM240 194L241 195L244 194L243 195L244 198H241ZM247 194H248V196H252V199L255 198V200L254 201L250 200L251 197H249V199H248ZM68 195H69V197H68ZM70 195H72V196H70ZM87 196H89L90 199L87 200V198H86ZM41 197L43 199H41ZM121 197H122V200L120 199ZM161 197H163V198H161ZM258 197L261 200V204H262L263 208L261 207V204H259L260 201L258 200ZM44 198L48 199V200L44 201L45 200ZM76 198L79 200V202L77 201ZM156 198L160 199L161 201H159ZM167 198H169V199H167ZM239 199H240V201H239ZM243 199H246V200H243ZM41 200H42V202H41ZM151 200L154 203H152ZM157 200H158V203H155ZM170 200H171V202H170ZM205 200H207L208 202H206ZM248 200H250V201H248ZM9 201L7 202L8 204L11 203V201L10 202ZM195 201L200 203V205L204 204L203 207H201L199 204H198L199 206H197L196 203H193ZM247 201L249 203H247ZM256 201H258L259 203ZM148 202H149V204H148ZM209 202H210L209 205L212 208L208 205ZM214 202L217 203V205ZM124 203H126V204H124ZM131 203H134V204L131 205ZM41 204H43V205H41ZM53 204H54V206H53ZM74 204H76V205H74ZM142 204L144 205V207H142L143 206ZM248 204H250V205H248ZM256 204H258L257 206H259L258 207V211H259L258 214L261 212L259 214V216L261 217L260 219H257V217H256L257 215H255V214H257V208H254V207H257ZM4 205L5 206L0 207V213L2 212V214H0V233L3 234V232H4L3 235L0 234V238H1L0 239V247L3 248L2 252L0 249V264H12V263H14V262H11L10 260H13V261L15 260L14 264H21L20 261L22 262V260L25 259V257H24L25 254L23 255V252L27 248L30 247V246H28V245H30V244H28V242L31 243V241L28 239H27V241H24L25 239H23V238L25 237V232H23V231L19 232V230H17V229L15 230L13 228L14 224L9 223V221L11 222L12 220L8 216L11 215V211H12L11 217L15 218L14 221H17L18 223H20V220H22L24 218V216H28V215H26L23 212V210H25L24 208H22L23 206L20 208V210H22V211H20L19 208H17V207H13L12 209L9 207V209H8L7 208L8 206L6 205V203H4ZM124 205H127V207H130V208H126ZM167 205H169V206L167 207ZM206 205H208V208ZM252 205L253 206L255 205V206L253 207ZM204 206L206 207L207 211H206ZM147 207H150V208L148 209ZM209 207H210V209H209ZM4 208H6V210ZM14 208H17V209H14ZM197 208H198V210H197ZM260 208H262V209L259 210ZM140 209H142L143 211H141ZM9 210H11V211L9 212ZM15 210H17V211L15 212ZM51 210L49 211V210L44 209L43 212L49 213V212H51ZM64 211H66V212H64ZM204 211H206V212H204ZM211 211L213 212V214H211L212 213ZM216 211L217 212L219 211L218 214ZM7 212L9 213V215ZM14 212L16 214L15 216L13 215ZM206 213L210 214L208 216L209 217L212 216V218L210 219L209 217H207V215H205ZM60 214L61 215L63 214L62 215L63 217H61ZM64 214L67 218L64 216ZM219 214H221V215H219ZM186 216L189 218H187ZM3 217H5L6 219H4ZM21 217H23V218L21 219ZM184 217H186V218H184ZM7 218H9V221H7L8 220ZM254 219H255V221H253ZM111 220H113V221H111ZM200 220H203V221H200ZM263 220H264V218H263ZM14 221H12V222H14ZM62 221H63V223H62ZM147 221H149L148 223L159 222L161 226H156L155 224H153V225L150 224V225H147L150 227H147L146 226ZM252 221H253V223H252ZM5 222H8L7 223L8 225ZM209 222H211V223H209ZM221 222H223L224 224ZM108 223H110V224H108ZM207 223L213 225V226L210 225V226H212L211 228L213 230L209 229L210 227ZM111 224H114V225H111ZM132 224H135L136 226H134ZM251 224H253V225H251ZM154 225L156 227H153ZM205 225L207 228L208 227L209 228L208 229L205 228ZM221 225H225V227L224 226L221 227ZM250 225H251V227H250ZM6 226H8L9 228H10V226H12L11 229L13 228V231L15 230L14 232L11 230L12 232H11V235H9V236H8L9 233H7L6 231L10 230V229ZM141 229H143V230H141ZM146 229H149L150 232ZM144 231L147 233H145V236L143 234V236L141 237L143 239L137 240L136 236H138L139 234L141 236V234ZM18 232L20 234H16ZM21 232L24 233V237H22L23 234ZM13 235L14 236L19 235V236L18 237L15 236L16 238L14 239ZM253 236L256 239L258 238V240L254 239ZM5 237H8V238L6 239ZM131 238H133V239H132V242L130 243V246H129L128 241H130ZM138 238H140V237H138ZM2 239H4V241L1 242ZM259 239H262V241ZM63 240H65V241H63ZM122 240H124V241H122ZM135 240H136V242H135ZM143 240H144V242H142ZM16 241H19V242L17 243ZM79 241H80V243L78 244ZM138 241H140L141 243H144L142 248H141V246L140 247L138 246L139 245ZM15 242L17 243V245L15 244ZM72 242H73V244H72ZM115 242H117V243H115ZM163 242H165V243H163ZM175 242L180 243L181 245L179 244V246H178V244L176 245ZM19 243H20V246L18 245ZM141 243H140V245H142ZM169 243L170 244L172 243V244L170 245ZM186 243H187L188 247H186ZM14 244H15V246H14ZM45 244H49V246L54 245L55 248H57V247L59 248V246L62 245V247L60 248L62 250V252H63V249L64 250L69 249L70 251L68 250V251H66V253L63 252L64 253L63 259L64 260L62 259L63 262H61V260L58 261V258L53 256L54 250L52 253L48 254L50 251H52L51 250L52 247L51 246L49 248L42 247ZM80 244H82V246ZM131 244H133V245H131ZM163 244H164V246L162 248ZM21 245H22V247H21ZM115 245H116V247H115ZM172 245L174 246L173 249L171 248ZM17 246H18V248L20 247L18 252L16 250ZM23 246H25L26 248ZM67 246H69V247L67 248ZM136 246H138V247H137V249L134 250V248H136ZM189 246H191L190 247L191 249L189 248ZM121 247L123 248V250L125 248V250L123 252L120 251L121 252V254H120V252L118 250L121 249ZM23 248H25V249L23 250ZM71 248L74 249V250H72L73 252L71 251ZM138 248H141L142 250L138 249ZM174 248H176V250ZM183 248H185V250ZM192 248L194 250H192ZM8 249H10V250H8ZM20 249H21V251H20ZM49 249H50V251H49ZM130 249H131V251H130ZM195 249L198 251H196ZM204 249H206L205 252H204ZM133 250L134 251L138 250V251L135 253V252H133ZM9 251H11V252H9ZM42 251L44 252V254ZM86 251H89V252H86ZM94 251L96 252V254H100V256L96 257V254L95 253H94L95 255L93 254ZM129 251L131 252V254H129L130 253ZM6 252H7V254H6ZM45 252H46V254H45ZM74 252H75V254H73ZM127 252H129V253H127ZM201 252H203V253H201ZM17 253H19V254L16 256L15 254H17ZM76 253H78V254H76ZM106 253H107V255H106ZM116 253H118L117 255H119V256L115 255ZM174 253L172 255H175ZM67 254L68 255L71 254L70 256H72L74 260L70 256L68 258ZM259 254H261V255H259ZM49 255L52 257H50ZM105 255H106V257H104ZM133 255H134V257H133ZM126 257H129V258L127 259ZM45 258L47 260H45ZM75 258H77V259H75ZM104 258H106V259H104ZM81 259H82V261H81ZM112 259L113 260L116 259V260L113 261ZM96 260H98L97 263H96ZM100 260H101V262H100ZM106 260H107V262H106ZM120 260H122V261H120ZM44 261H46V262H44ZM116 261H118V263ZM154 261H156V262L154 263ZM208 261H210V262H208ZM23 264H26V262H24ZM240 264H245V262L244 263L240 262Z\"/></svg>",
    "mask_w": 264,
    "mask_h": 264
}]
</instances>
